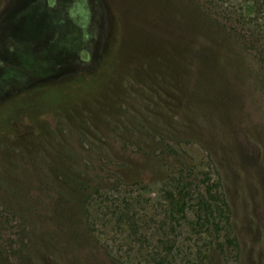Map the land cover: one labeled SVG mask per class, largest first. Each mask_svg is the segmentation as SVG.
<instances>
[{
    "label": "rangeland",
    "instance_id": "1",
    "mask_svg": "<svg viewBox=\"0 0 264 264\" xmlns=\"http://www.w3.org/2000/svg\"><path fill=\"white\" fill-rule=\"evenodd\" d=\"M0 264H264V0H0Z\"/></svg>",
    "mask_w": 264,
    "mask_h": 264
},
{
    "label": "trees",
    "instance_id": "2",
    "mask_svg": "<svg viewBox=\"0 0 264 264\" xmlns=\"http://www.w3.org/2000/svg\"><path fill=\"white\" fill-rule=\"evenodd\" d=\"M108 11V10H107ZM109 12H106V19L103 22L104 25V37L106 44L103 47V51L101 54V59L98 61H102L105 65H107V56L108 57H116V52H114L115 47H117V41L113 38V33L109 31V19L112 17V15L108 14ZM113 18V17H112ZM113 24L115 29L111 26V29L117 30L116 26L118 27L117 23L113 19ZM112 25V24H110ZM111 53V55L109 54ZM97 61V62H98ZM96 62V63H97ZM111 62V59H110ZM109 62V63H110ZM96 65V64H95ZM112 74V69L110 70L109 77ZM67 77V76H65ZM68 76L67 78H69ZM106 84V82H102V86ZM59 106L56 110V112H63ZM221 182L217 181L214 184L205 183L204 186H193L192 183L186 182L184 179L177 181L175 186L167 191V197L170 199L171 207L174 210L176 206L180 203L181 199L187 198V202L194 198L193 191H197V202L196 206L194 208V216L196 218L195 223L198 226H207L209 229H213L217 236V246L221 249H225V247L233 246L236 250L240 249V243L237 236L231 234L232 229V222L230 213L227 214V211H229V204L227 200L225 199L224 193L221 190ZM174 192L183 193L182 196L175 195ZM170 197V198H169ZM188 204V203H187ZM182 209L185 207V202L182 204ZM225 224V225H224ZM225 239H221L223 236V232Z\"/></svg>",
    "mask_w": 264,
    "mask_h": 264
}]
</instances>
